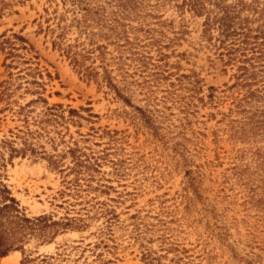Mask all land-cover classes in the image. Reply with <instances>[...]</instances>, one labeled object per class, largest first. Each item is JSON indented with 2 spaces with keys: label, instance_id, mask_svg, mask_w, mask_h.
I'll use <instances>...</instances> for the list:
<instances>
[{
  "label": "rangeland",
  "instance_id": "obj_1",
  "mask_svg": "<svg viewBox=\"0 0 264 264\" xmlns=\"http://www.w3.org/2000/svg\"><path fill=\"white\" fill-rule=\"evenodd\" d=\"M262 9L0 0V264H264Z\"/></svg>",
  "mask_w": 264,
  "mask_h": 264
},
{
  "label": "trees",
  "instance_id": "obj_2",
  "mask_svg": "<svg viewBox=\"0 0 264 264\" xmlns=\"http://www.w3.org/2000/svg\"><path fill=\"white\" fill-rule=\"evenodd\" d=\"M260 13H264V9L260 10ZM217 21L221 32H230L232 25H230L231 19L227 11L224 10ZM260 32L263 31L260 30ZM244 36L247 38L248 35L244 34ZM41 219L45 218L43 216L26 217L19 209L15 197L11 195L6 185L0 181V257L15 247L13 240L23 237L27 233V229L32 228L31 224L35 220L39 221ZM18 234L19 237H17Z\"/></svg>",
  "mask_w": 264,
  "mask_h": 264
}]
</instances>
